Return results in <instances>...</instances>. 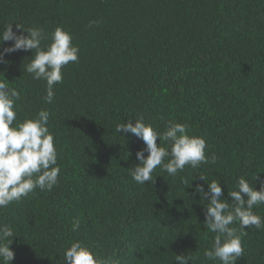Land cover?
<instances>
[{
  "label": "trees",
  "instance_id": "1",
  "mask_svg": "<svg viewBox=\"0 0 264 264\" xmlns=\"http://www.w3.org/2000/svg\"><path fill=\"white\" fill-rule=\"evenodd\" d=\"M8 23L17 34L16 24L48 34L62 25L80 49L50 104L46 81L24 70L32 50L0 62V79L21 93L17 120L50 112L60 166L51 191L0 209V225L16 235L10 264H66L77 240L119 264H177L181 254L213 264L203 255L214 237L203 223L207 199L196 186L207 191L218 179L231 203L241 176L264 185V0H0V31ZM140 115L161 132L169 121L186 123L215 164L175 176L158 167L154 181L137 184L131 171L146 145L115 128ZM253 210L264 217V204ZM245 230L235 264H264V228Z\"/></svg>",
  "mask_w": 264,
  "mask_h": 264
},
{
  "label": "clouds",
  "instance_id": "2",
  "mask_svg": "<svg viewBox=\"0 0 264 264\" xmlns=\"http://www.w3.org/2000/svg\"><path fill=\"white\" fill-rule=\"evenodd\" d=\"M98 23L90 21L88 26L93 27ZM16 28L23 29V32L17 34L13 31L12 23L4 25L0 31V44L14 41L0 51V62H4L5 53L32 50L33 55L24 70L33 79L46 81L44 101L50 104L54 100V86L63 81L62 69L69 63L78 62L79 46L73 43L72 33L62 25L50 34L41 27L24 28L16 24ZM20 98V91L10 87L9 80L3 75L0 79V209L28 196L37 188L51 191L58 183L60 173L54 134L48 127L50 112L41 109L34 116L19 121L17 102ZM115 131L134 134L146 145L145 149L136 153L140 163L131 171L137 184L154 181L152 174L158 167L169 176H175L184 171L186 165L196 169L201 164L216 162L215 155L209 158L205 154L206 139L202 135L192 134L186 123L169 121L161 132L140 115L135 123L128 120L117 124ZM145 151L147 156L144 155ZM201 178L206 181L205 176L201 175ZM206 182L207 191L200 185L196 186V191L203 194V200L207 199L203 223L214 237L211 248L206 249L203 255L213 264L217 260L221 264H235L244 253L242 237L247 235L246 227L264 228V217L253 210L255 206L264 204V185L256 190L249 178L241 176L236 189L228 193L232 198L229 203L227 199L220 198L222 188L218 179ZM184 183L187 185L188 182L185 180ZM236 222L239 230L232 226ZM79 228L80 220L74 219L72 231ZM15 236L11 226L0 225V264H10L14 259L15 253L10 245ZM192 259L190 254L176 255L177 264H189ZM63 261L66 264H119L111 256L101 255L95 246L79 240L66 248Z\"/></svg>",
  "mask_w": 264,
  "mask_h": 264
}]
</instances>
